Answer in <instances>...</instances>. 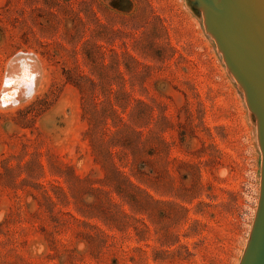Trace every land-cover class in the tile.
<instances>
[{"label": "rangeland", "instance_id": "1", "mask_svg": "<svg viewBox=\"0 0 264 264\" xmlns=\"http://www.w3.org/2000/svg\"><path fill=\"white\" fill-rule=\"evenodd\" d=\"M193 1L0 0V264L241 263L263 154Z\"/></svg>", "mask_w": 264, "mask_h": 264}, {"label": "water", "instance_id": "2", "mask_svg": "<svg viewBox=\"0 0 264 264\" xmlns=\"http://www.w3.org/2000/svg\"><path fill=\"white\" fill-rule=\"evenodd\" d=\"M190 4L202 13L205 31L256 121L257 142L263 154L261 209L240 264H264V0H194Z\"/></svg>", "mask_w": 264, "mask_h": 264}, {"label": "bare ground", "instance_id": "3", "mask_svg": "<svg viewBox=\"0 0 264 264\" xmlns=\"http://www.w3.org/2000/svg\"><path fill=\"white\" fill-rule=\"evenodd\" d=\"M261 188H262V185H261ZM261 190H262V189H261ZM260 203H261V201H260ZM260 209H261V205H259L258 210H257V215H256L255 225H256V223H257V220L259 219ZM253 231H254V227H253V230H252L251 236L253 235Z\"/></svg>", "mask_w": 264, "mask_h": 264}]
</instances>
